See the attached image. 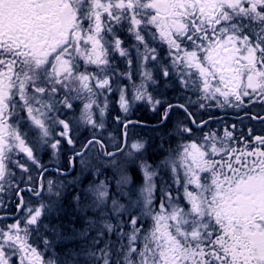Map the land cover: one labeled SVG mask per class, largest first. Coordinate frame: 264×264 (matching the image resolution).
Segmentation results:
<instances>
[{"label": "snow or ice", "instance_id": "1", "mask_svg": "<svg viewBox=\"0 0 264 264\" xmlns=\"http://www.w3.org/2000/svg\"><path fill=\"white\" fill-rule=\"evenodd\" d=\"M125 27L136 41L133 47L142 70L134 100H147L153 108L161 103L148 92V84L155 83L148 65L160 66L161 59L151 42L167 50L170 63L161 67L162 74L168 76L171 68L186 89L199 94L198 100L215 101L221 108H240L245 98L249 104H264V0H0V192L14 175L10 163L28 171L12 160L14 153L26 154L44 170L26 140L28 131L36 133L34 143L40 147L52 139L54 126H62L58 135L74 143L69 122L50 115L58 104L71 110L73 100L83 102L80 119L103 128L93 118V108L99 107L98 94L112 90L110 56L118 53L132 64L129 49L117 35ZM120 104L129 110L123 90ZM173 107L191 118L184 105L168 106ZM259 120L264 123V117ZM22 123L28 131L21 130ZM234 140L225 129L222 137L212 132L200 143L182 144L176 157L164 162L178 195L162 190L158 208L153 206L156 173L144 164L141 200L129 202L131 208L142 201L143 215L152 225L137 227L142 217L131 216L132 231L122 233L127 244L121 246L117 264H264V135L248 129L242 146H235ZM59 143L50 146L57 149ZM94 144L104 149L94 138L77 155ZM130 147L139 152L144 144L135 141ZM127 183L129 178L122 175L118 184ZM94 194L97 202L106 201L107 185L96 186ZM112 204L124 208L116 200ZM18 207L25 209L23 217L0 224V264H13L14 258L15 264H53L34 246L33 237L43 226L41 216L48 206L25 208L21 197ZM106 227L111 231L113 226ZM43 243L46 248L48 241ZM89 255L113 264L107 245L99 255Z\"/></svg>", "mask_w": 264, "mask_h": 264}, {"label": "rangeland", "instance_id": "2", "mask_svg": "<svg viewBox=\"0 0 264 264\" xmlns=\"http://www.w3.org/2000/svg\"><path fill=\"white\" fill-rule=\"evenodd\" d=\"M117 35L124 41V47L129 49L132 64L129 65L127 58L121 57L118 53H112L110 56V62L114 66V71L109 73L112 81V90L98 94L96 100L99 107L94 106L93 108V118L96 120L97 124L103 123V128L93 127L80 119L83 102L78 100L72 101L73 107L71 110L58 104L56 106V111L50 114L69 122L71 127L70 135L72 140H75L74 145L68 144L66 139L58 135V133L63 131L62 126H54L52 128V139L49 143L37 147V144L34 143L36 133L28 131L27 126L23 123L21 124V130L28 131L26 140L29 146L32 147L39 164L42 166L43 164L57 166L61 173L71 170L70 159L72 154L80 151L89 140L94 138L101 140L106 147V149L101 150L97 144L89 146L85 152L86 154L84 153L82 156L75 159V165L70 174L46 176L41 183L43 185L44 198L50 201H58L56 204L58 211L60 210L61 204L65 206L66 202H71L74 207L72 208L73 212L80 215V227L69 226L66 231L61 232L60 236L53 241V244L50 243L49 237L44 239L48 241V245L44 249L39 248L38 243H34V246L38 247L44 255V258L46 260H51L53 264H102V261L95 260L89 254L96 253L99 255V250L104 249L106 245L111 251V260L113 264H117L118 261L122 260L120 249L122 245L127 244V239L122 238V233H130L132 231L131 225L129 224L131 216L142 217L141 220L137 221V227H140L142 224L144 229H148L152 225L151 219L143 215L146 210L142 201L140 204L131 206V208L129 202V198H131L132 201L141 200L140 190L145 184L143 172L144 164L150 165V170L156 173L153 179V183L156 186L153 206L158 208L163 198L162 190L171 192L173 196L178 195L173 174L170 168L164 166V162L169 159H174L182 144L193 140L200 143L205 134L212 132L222 137L224 135V130L227 129L226 126L225 128L223 127L226 121L209 122L205 126L200 125L201 127H197L194 126L195 124L192 120L194 119L195 123L198 124L203 120V116L207 113V110L211 112L210 114H215L219 111H236L243 109L244 106H250L247 98H245L244 105L240 108L227 105L221 108L217 106V102L215 101L205 102L198 100L199 94L194 90L186 89L181 84L180 77L175 75L171 68H169L168 76L162 74L161 67L170 63L167 59V50L151 42L149 46L157 48L161 59L160 66L155 64L148 65L155 81V83L150 82L148 84V92L151 93L155 100H159L161 103L153 108L152 104L147 100H134V86H139L142 81V70L138 68L136 52L133 47L136 45V41L134 37L127 32L126 27L123 30H118ZM140 51L143 52L142 47ZM84 70V66H81V71ZM87 70L95 71V68L89 67ZM121 90L124 91L129 101V110L127 112L121 108ZM56 99H60V97ZM166 101H169L168 105H172L173 103L184 105L187 111L191 113V118L186 119L185 117L188 115L185 110L180 107H177L180 110L175 107L169 109V112H167L168 116L166 117L167 120H165L167 123L162 126L161 130L156 127L157 129L152 132L157 141L162 144L161 146H165L163 151L167 156L152 160L153 162H150L146 157L137 158L133 153L136 154L140 151L137 152L130 147L131 144L137 140V135L135 133L131 138L125 136L123 132L124 124L132 120L133 115L131 113L135 109L138 108L140 114L144 113L145 115L153 116L161 106L166 104ZM200 103H204L205 106L201 108ZM101 108L104 109L103 114L100 112ZM256 114L261 115L263 113L258 111ZM24 115V113H21V116ZM250 118L238 121L237 125L247 127L251 125L252 128H257L258 133L264 135V123L256 122L255 124H250ZM184 127L190 128L192 130L191 133L183 132L182 129ZM227 130L233 133L235 140L232 141V143L235 146H242L244 141L248 139L247 135L240 134L230 129ZM129 132L130 130H128L127 134ZM252 133L256 135L254 131H252ZM56 140H59L60 143L57 149H53L50 145ZM146 148L147 147H144L141 151H145ZM118 149H122V151H118ZM111 151L116 154L114 157L104 156L105 152ZM129 153H131V155H129ZM12 160L25 165L28 171L24 172L16 167L15 164H9V169L14 175L3 182L5 190L0 192V201L3 202L14 200L19 186L22 187L28 184L35 187L38 186L39 176L42 171L28 160L26 154L16 152L12 155ZM77 163L78 165L76 166ZM135 166L140 168V172L132 171ZM89 168L94 171L92 178L99 181V184L89 177L88 181L91 183V187H84L87 181L83 180L82 176L88 172ZM104 170H110L109 172L113 174V177H107V173ZM122 175H126L129 178V183L118 184ZM29 176L32 178L30 181L28 179ZM135 179L138 184H133ZM49 181L52 183L51 192L48 191ZM101 183L107 185L109 194V198L103 203L97 202L94 194V189ZM182 191L183 189L180 188L179 192ZM64 197L67 200L63 202ZM112 200H116L118 204L123 205L124 208H114ZM39 201L40 200H37L36 202ZM179 203L181 206L186 207L182 199ZM41 204L43 203H40L38 207ZM66 209H68V207H66ZM43 217L44 215L41 216V220ZM73 220L76 222V218ZM21 222L23 223V221ZM109 224L113 226L111 231L106 227ZM110 239H112V241ZM55 244L56 246H54ZM13 264H15V258Z\"/></svg>", "mask_w": 264, "mask_h": 264}, {"label": "trees", "instance_id": "3", "mask_svg": "<svg viewBox=\"0 0 264 264\" xmlns=\"http://www.w3.org/2000/svg\"><path fill=\"white\" fill-rule=\"evenodd\" d=\"M168 104H169V101H166V104L161 106V108L158 110L159 112L157 111V113L154 114L153 116L145 115L144 113L140 114L138 108L135 109V111L131 113L133 115L132 119H136L137 121L142 122V124H133L132 125V128H131V131H133L132 137L136 133V135H137L136 138L139 140H143L145 142V147H147L145 149V151H142V152H139L136 154L133 153L134 155H136L137 158L138 157H143V158L146 157L149 159L150 162H153L152 160H157L158 158L160 159V157L164 158L167 156L166 153H164V151H163L165 146L164 147L161 146L162 144H160L159 141H157L156 137L153 136L152 132L157 129L156 127L160 128V130H161L162 125H159L158 122L161 120L162 111L168 106ZM249 105L250 106H244V108L241 110L219 111L218 113H215V114H210L211 112H208V110H207L206 111L207 113L203 116L202 122L206 121L207 123H209V122L226 121L224 126H223L224 128L226 126L227 129L236 130V132H238L240 134L247 135V136H248L247 129H252V131H254L256 135H263V134L257 132L256 127L252 128V126L247 127V126H238L237 125L238 121L246 120V119L250 118L249 116H243V114H245V115H247V114L257 115L256 112H258V111H261L264 114V104L262 105L261 103H251ZM177 109L180 110L179 108H177ZM233 116H235V117H233ZM185 118L189 119L188 116ZM249 121L252 122L253 124H255V122L251 118ZM230 124L234 125L236 127L232 128ZM161 132H163V131H161ZM122 135H123V133H122ZM74 144H75V142L73 143V145ZM159 144H160V146H159ZM101 157H103V156H101ZM77 165H78V163L76 164V166ZM104 171L107 173V177H110V176L113 177V174H111L109 172L110 170H104ZM132 171L133 172H137V171L140 172V168L135 166ZM73 173H74V171H73ZM92 174H94V171L89 168L88 172L82 176V179L87 181L84 184V187H91V183H89L88 179H89V177L92 178ZM136 179L133 182V184H138V182H136ZM93 180L96 181L95 179H93ZM96 182L99 184V181H96ZM70 188H71V186H70ZM66 200L67 199L64 197L63 202ZM66 207H68V209H66ZM72 208H74V207L72 206L71 202H69V203L66 202L65 206L62 205L61 209L63 210V212H62L61 219H60L61 232L66 231L68 226L80 227L79 225H81L80 224L81 222L79 220L80 215L77 214L76 212H73ZM75 218H76V222H74V220H73ZM50 225H52V222ZM110 240L112 241V239H110Z\"/></svg>", "mask_w": 264, "mask_h": 264}, {"label": "flooded vegetation", "instance_id": "4", "mask_svg": "<svg viewBox=\"0 0 264 264\" xmlns=\"http://www.w3.org/2000/svg\"><path fill=\"white\" fill-rule=\"evenodd\" d=\"M48 172L52 173L54 171L49 170ZM23 188H26V189H23ZM21 189L23 191H20ZM35 191L40 192L39 197L34 195ZM21 197L23 198L25 208L27 207L35 208L36 207L34 205L35 201L41 200L43 198V189H41L40 191L39 186L35 187L32 185H25V186L20 187L17 190L14 200L6 201V202L1 201L0 203L2 206H0V217H7V219L0 220V224H12V223H15L17 219H20L21 217H23L25 213V209H21L18 207L21 203ZM47 206L48 207L46 208L44 217L41 220V223L43 225L41 231H42V234H44L45 230L47 229V225L53 222L54 229H53V232H51L49 235L50 243L53 244V241L56 240L57 238L58 230L61 228V225H60L61 210L58 211V207L55 201L47 202ZM50 227H52V225H50ZM54 246H56V244Z\"/></svg>", "mask_w": 264, "mask_h": 264}, {"label": "water", "instance_id": "5", "mask_svg": "<svg viewBox=\"0 0 264 264\" xmlns=\"http://www.w3.org/2000/svg\"><path fill=\"white\" fill-rule=\"evenodd\" d=\"M262 117H264V116H262ZM257 119H259V118L257 117ZM257 119H256V120H257Z\"/></svg>", "mask_w": 264, "mask_h": 264}]
</instances>
